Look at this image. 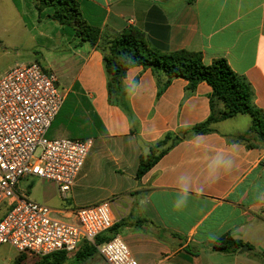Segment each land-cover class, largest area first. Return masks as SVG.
I'll list each match as a JSON object with an SVG mask.
<instances>
[{"label": "crops", "instance_id": "0c3cea01", "mask_svg": "<svg viewBox=\"0 0 264 264\" xmlns=\"http://www.w3.org/2000/svg\"><path fill=\"white\" fill-rule=\"evenodd\" d=\"M76 1L100 40L91 45L67 31L58 38L72 54L65 61L66 99L52 126L61 137L94 144L67 198L35 177L22 179L18 190L70 224L78 223L77 210L108 203L117 235L139 264H202V252L227 233L251 246L242 252L257 260L248 264H264V140L249 135L252 117L219 119L197 133L213 114L207 82L192 88L185 79L169 81L165 72L135 66L123 79L124 97L111 96L104 61L110 41L136 29L161 53L198 52L206 65L225 59L264 113V0ZM18 19L27 28L19 11ZM35 22L50 41L51 24L42 30ZM225 109L215 102L214 115ZM167 136L165 154L138 178L141 157ZM230 255L228 262L244 260Z\"/></svg>", "mask_w": 264, "mask_h": 264}, {"label": "built area", "instance_id": "2783aa9c", "mask_svg": "<svg viewBox=\"0 0 264 264\" xmlns=\"http://www.w3.org/2000/svg\"><path fill=\"white\" fill-rule=\"evenodd\" d=\"M58 82L39 62L16 64L0 79V246L20 254L71 257L116 223L108 203L77 210L78 223L70 224L18 190L22 179L35 177L54 183L67 198L93 147V139L47 137L66 99ZM97 249L108 264H139L120 235Z\"/></svg>", "mask_w": 264, "mask_h": 264}, {"label": "trees", "instance_id": "16d2710c", "mask_svg": "<svg viewBox=\"0 0 264 264\" xmlns=\"http://www.w3.org/2000/svg\"><path fill=\"white\" fill-rule=\"evenodd\" d=\"M47 6L55 9L53 19L61 22L63 19H73L80 24V31L75 32V37L83 42L96 45L100 40V30L90 25L83 17L76 0H43ZM62 23V22H61ZM105 69L109 77V92L112 96L124 97L122 88L123 79L127 71L135 66H144L165 72L169 81L182 78L195 88L201 82H207L213 89L211 107L213 114L209 119L194 128L197 133H205L209 126L219 119H230L239 114H248L253 119L249 135L256 134L264 140V113L253 104V92L246 80L238 76L225 59L215 60L206 65L203 55L198 52L181 50L172 54H164L153 49L145 40L144 35L136 29L125 30L115 40L110 41L108 52L105 54ZM222 101L226 109L218 117L214 115L215 102ZM248 135V134H247ZM247 135L240 139L245 140ZM169 136L152 148L148 155L141 157L137 177L141 178L148 173L158 162L166 150H160L166 145ZM118 233L117 224L108 232L100 235L95 244L84 243L77 253L68 257L65 252L42 256L38 264H67L82 263L98 254L97 246L111 240ZM244 246L251 250V246L234 239L231 234H225L212 244L214 251L222 253H237ZM19 259L24 261L20 254Z\"/></svg>", "mask_w": 264, "mask_h": 264}, {"label": "rangeland", "instance_id": "374dc122", "mask_svg": "<svg viewBox=\"0 0 264 264\" xmlns=\"http://www.w3.org/2000/svg\"><path fill=\"white\" fill-rule=\"evenodd\" d=\"M43 0H0V79L10 66L22 63L39 62L45 69H52L57 76L59 82L57 87L63 91L67 86L65 75L66 60L71 56L72 52L68 49L69 45L65 39L60 42L58 39L62 32L80 31V24L71 19H63L61 22L54 20L53 15L55 9L47 6ZM18 11L21 12L26 19L27 28H24L20 19H18ZM42 22V30H45L44 22H49L52 26L51 33L53 38L49 41L39 35L37 22ZM36 28V29H35ZM77 38V37H75ZM55 43V44H54ZM49 139L61 138L58 134L57 125H53L48 132ZM39 156V153L37 154ZM5 210L0 209V217ZM243 249V248H242ZM242 249L235 254L244 258L240 259L241 263L229 261L232 255L221 253L218 251L202 252L198 257L202 264H248L254 258L250 251L242 252ZM20 253L11 245L3 244L0 246V264H38L42 256L39 255H23L24 261L19 259ZM235 256V255H233ZM72 257V256H71ZM243 260V261H242ZM73 264V263H67ZM75 264V263H74ZM76 264H108L103 261L97 254L91 259Z\"/></svg>", "mask_w": 264, "mask_h": 264}, {"label": "water", "instance_id": "95a60500", "mask_svg": "<svg viewBox=\"0 0 264 264\" xmlns=\"http://www.w3.org/2000/svg\"><path fill=\"white\" fill-rule=\"evenodd\" d=\"M245 250H247V246H244L242 249V251H245Z\"/></svg>", "mask_w": 264, "mask_h": 264}]
</instances>
